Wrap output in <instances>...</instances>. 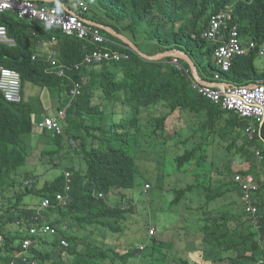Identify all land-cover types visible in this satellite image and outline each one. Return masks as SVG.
I'll return each instance as SVG.
<instances>
[{
  "label": "trees",
  "instance_id": "trees-1",
  "mask_svg": "<svg viewBox=\"0 0 264 264\" xmlns=\"http://www.w3.org/2000/svg\"><path fill=\"white\" fill-rule=\"evenodd\" d=\"M85 1L90 5L89 11L79 9L78 0L72 2L73 9L123 32L140 48L145 45L150 48V53L182 48L196 62L201 75L209 78L218 71L212 57L214 45L202 37V32L209 14L233 0ZM37 2L61 7L56 1ZM234 14L243 36L248 35L259 43L264 41V0H237ZM0 25H5L16 41L15 46L0 43V65L16 69L23 85L29 82L54 91L50 99L59 109L70 99L72 81L69 77L46 71L52 63L47 60L50 58L48 54L39 49V42L55 36L59 63L69 66L85 55L87 49L83 41L64 34L58 26L17 19L9 11L0 12ZM108 37L115 42L110 44L113 49L128 52L130 57L92 63L78 71H68L71 78L82 83L81 94L70 101L67 116L62 122L63 133L54 135L44 130L40 135L49 146L41 148L42 164L56 162L54 169L63 164V169L72 174L68 205H56L54 199L55 193L62 191L66 183L62 171L37 188L34 180L37 174L21 170L30 156L27 150L33 148L27 147L22 135L21 114L34 111L27 103L5 100L0 92V264H10L13 252L26 237V229L44 221L57 228L67 222L72 231L65 233L69 241L66 248L51 251L59 242L48 235L40 246L30 247V255L39 259L36 264H135L137 255L133 250L136 251V245L128 242L119 248L115 244L116 240L123 238L131 217L143 212L139 205L146 207L149 203L139 198L135 186L140 179L142 185L145 181L150 184V190L166 188L160 184V172L156 170L152 176L149 174L155 164H163L161 157L164 155L158 154V150L157 155L144 158L142 143L145 132H149V136L158 135V147L164 149V134L175 132L166 126L169 118L182 114L192 121L203 120L198 130L206 133L207 138H196L197 131L194 130L191 139L184 137L181 142L173 144L177 150L173 161L178 173L189 172L187 164L201 163V149L209 134L214 138L217 136V143L227 153L222 164L211 163L216 180H210L209 184H218L215 188L195 179L186 187L173 185L171 189L173 204H179L187 191L203 190L205 201L198 210L204 216L198 217V231L203 233L202 240L207 247L196 246V234L192 243L195 248L199 247L197 253L183 256L175 243L161 246V249L152 238L150 245L154 252L143 259L149 260L150 264H258L262 259L259 264H264V122L256 142L250 143L244 134L249 120L240 118L234 111L223 108L220 103L189 87L187 75L176 70L169 57L145 60L120 39L110 34ZM33 54L38 55L36 60H32ZM257 57V51L238 56L231 69L222 75L237 83L264 81V72H258L254 64ZM181 62L188 68L184 61ZM182 144L185 147L179 152ZM255 144L261 150L262 160L253 153ZM234 155L240 157L239 162L233 163L231 158ZM143 160L146 163L143 164ZM237 171H254L261 179L253 195L258 207L257 227L249 224L241 232H238V227L252 221L243 208L236 217V224L222 210H210V206L216 203H237L231 192L242 198L235 182L231 179L225 183L222 181ZM28 178L32 182L23 185L22 180ZM98 193L103 195L98 196ZM44 198L50 199L51 205L41 210L45 218L39 216L36 219V209ZM155 216L153 221L158 223ZM143 218L145 220L138 226L148 233L147 212ZM15 264L25 263L17 260ZM138 264H145L144 260Z\"/></svg>",
  "mask_w": 264,
  "mask_h": 264
},
{
  "label": "built area",
  "instance_id": "built-area-1",
  "mask_svg": "<svg viewBox=\"0 0 264 264\" xmlns=\"http://www.w3.org/2000/svg\"><path fill=\"white\" fill-rule=\"evenodd\" d=\"M83 9H86L84 2H81ZM10 10L17 14L18 19H32L44 22L49 26H58L62 32L67 35H74L79 39L90 43L92 48L83 56V58L69 66L58 64L55 60H49L52 65L46 71L55 73L58 76L69 77L72 81L70 89V99L66 105L58 110L54 116H46L39 122L38 126L42 129H47L52 134H60L62 132L61 120L66 116L67 107L70 101L81 94L82 83L80 80L71 78L68 71H78L92 63H102L105 61H119L123 58H128V54L119 50L111 49L108 46L109 39L100 31L99 28L91 26L76 14L66 10L65 7L45 6L36 4L33 0H0V11ZM232 15L229 8L227 11L219 12L213 15L209 20L207 28L203 32L204 38L215 42L213 50V60L216 67L220 71H228L234 59L238 55L245 54L248 50L256 47V41L250 40L244 42L238 32L237 25H230ZM55 38L51 37L47 40L50 46L55 42ZM0 43L7 46H15L16 41L8 34V30L4 25H0ZM264 54V50L260 51ZM37 56L32 55V60H36ZM173 64L178 70H184L189 81V87L197 90L198 93L212 100L215 103H220L227 110L234 111L240 118L248 119L249 123L244 129L250 143H255V138L259 134L264 122V81H258L255 87L246 84H237L231 80L225 79L220 72H215L212 80L217 82L215 86L201 85L193 79L189 70L184 69L177 59H173ZM22 89V78L20 73L13 68L0 65V92L7 101L20 102ZM256 145V144H255ZM254 155L258 160H262L261 150L254 146ZM71 173L65 171L66 184L63 193H57L56 199L59 204H67L69 191L71 189ZM232 180L240 188L243 194L245 210L248 213L255 214L257 207L253 200L254 192L260 186V177L254 171L246 173L234 172ZM146 187L148 185L146 184ZM49 206V199L44 198L40 208ZM63 229H67V224L62 225ZM39 231L51 234L57 233V229L47 223H43ZM35 232V228H31ZM153 230L151 229V233ZM65 243V241H62ZM31 243L29 238L23 241L22 247L26 249ZM142 248V247H141ZM24 251H19L16 256H21ZM13 264V263H11Z\"/></svg>",
  "mask_w": 264,
  "mask_h": 264
},
{
  "label": "rangeland",
  "instance_id": "rangeland-1",
  "mask_svg": "<svg viewBox=\"0 0 264 264\" xmlns=\"http://www.w3.org/2000/svg\"><path fill=\"white\" fill-rule=\"evenodd\" d=\"M140 35L141 33L139 32V36ZM141 47V49H144L145 45H142ZM52 55L57 59L58 52L55 46L53 47ZM254 64L258 72H264V56L257 57ZM43 90L44 93L42 96H40V99L43 103H49L48 98H50V94L52 95L54 91H51L50 89ZM21 94L24 97V90H21ZM38 119H41V116H38ZM202 122L203 120L199 119L192 121L188 116H184V114L180 115L179 117H176L174 115L173 118H169L166 126L172 132H175L173 134L168 133L167 135H165L164 138L166 142L164 145V149L158 147V135L149 136V132H145V139L142 143V149L145 151L144 158H148L152 155H157L156 152L158 150V154L164 155L163 157H161V159L163 160V164L161 166L155 164V167L149 170V174L150 176H152L156 170L160 172L162 176L160 184L164 185V187L166 188L159 190L157 187H155L154 189H149L150 191L148 193L143 192L144 194L142 193L140 195L138 194V189H134L140 199H144L149 203L146 207H143V204L139 205V208L144 209L143 212H140L141 214L138 216L136 214L131 217L129 224L123 233V238L115 241V244L119 248L124 247V245H128V242L137 245L136 251L133 250V252L137 255L136 260L139 262H143L144 260L145 264H150L149 260L143 259V257H149V255L154 252L152 251V246L149 244L152 241V238L155 239V242L157 244H160V246L162 247L167 246L169 243H175L177 245L176 247L179 248V251L181 252V254H183V256L194 255L195 253H197V248L207 247L206 244L204 245V241L202 240L201 234L203 233H201V231H198V217L199 215L204 216L203 213H201L197 209V206L204 204L203 202L205 201L204 192H202L203 190L201 191L200 189H196L193 191H187L179 204L172 203L174 196L171 192L173 185L186 187L187 185L194 182L195 179H198L199 182H205V185L207 186L211 185L212 188H215V186L218 185L209 184V181L215 178V173L211 170V163L215 162L222 164V162L224 161L223 159L226 158L227 153L222 145L217 143V136L214 138V135H208V139L201 149V163L197 164L196 162H193L191 164H187V168L190 170L189 172H183L181 174L178 173L173 161V158L175 157L177 151L174 147H172L175 142H181L184 137H189L191 139V134L194 130L197 131L196 138L200 136L202 138H207L206 133H201L198 130ZM174 125L176 126L174 127ZM177 126L179 127L177 128ZM37 132L38 129L34 127L31 131L22 133L24 138L29 140L33 144V148H29L27 150L30 156L28 157V161L26 162V164L21 167V170L37 174V179L34 178V180L36 182V187L41 188L46 180L54 178L58 173H60L64 166L63 164H60L58 168L54 169V163L56 162H51L46 165L42 164V158L40 157L41 149L36 148V141L33 140L34 136L37 135ZM41 134V132H38V136H40ZM170 136L173 137L171 138ZM193 139L195 141H199L198 139ZM184 147L185 145L182 144L178 151L181 152ZM51 148L53 149L54 146H51ZM231 160L233 161V163L239 161L238 155H234ZM243 160L241 159V161ZM142 163H146V160H143ZM145 167V170L148 171L147 166ZM228 180H230V178H226V181ZM140 181L141 180L139 179V183L137 186H142V183ZM24 182H28L29 185L32 182V179H23V185ZM231 195L232 197H237V193L235 192H231ZM210 210L212 212L221 210L226 211V204H213L212 206H210ZM227 210H229V207L227 208ZM146 212L149 216L148 233H146L142 229L140 230L138 226V223L145 220L143 217L144 213ZM154 215H156L155 219L156 221H158V223H154ZM136 216L138 218H136ZM150 227H153L155 229L152 235H150L149 233ZM185 229H190L191 231L188 232ZM192 230H195L196 232L192 233ZM183 233H186V235L183 236ZM196 234L198 236L196 246L199 247L195 248V245L192 243V241ZM144 242H147L146 248L140 254L137 247ZM186 251L188 253H186Z\"/></svg>",
  "mask_w": 264,
  "mask_h": 264
},
{
  "label": "clouds",
  "instance_id": "clouds-1",
  "mask_svg": "<svg viewBox=\"0 0 264 264\" xmlns=\"http://www.w3.org/2000/svg\"><path fill=\"white\" fill-rule=\"evenodd\" d=\"M36 4H39L38 2H37V0H33ZM43 1H46V0H43ZM53 1H56V2H58L59 4H60V6L61 7H65L66 8V10L67 11H69V9H71V10H73L74 12H72V11H69V12H71V13H74V14H76L79 18H81V17H85V18H88V19H90V20H93V19H91L89 16H83L82 14H80L79 12H77L76 11V9H73V8H75V6L72 4V2H74V1H76V0H69V2H62V1H58V0H52L51 2H53ZM237 0H233V2H231V3H227V4H225V6L224 7H222V8H220L219 10H217V11H215V12H211L210 14H209V17H208V21H207V24L205 25V27H204V29H203V32H204V30L207 28V25H208V23H209V20L211 19V17L213 16V15H216V14H218L219 12H223V11H227V7L229 8V10H230V13H231V15H232V19L230 20V25L232 26V25H237V28H238V32L240 33V35H241V38L244 40V42L246 43V42H249L250 40H254V39H252L250 36H248V35H246V36H243L242 34H241V31H240V24H239V22L237 21V18H236V15L234 14V5H235V2H236ZM46 2H49V1H46ZM81 2H84V4L86 5V9H83V7H82V5H81ZM39 5H45V6H50V5H46V4H39ZM57 7V6H56ZM78 7H79V9H82V11L84 12V11H89L90 10V5H89V3H87L85 0H78ZM6 11H9V12H12V11H10V10H3V11H0V12H6ZM12 13H14V12H12ZM15 15H16V18L18 19V17H17V14L16 13H14ZM81 16V17H80ZM82 19V18H81ZM26 20H32V19H26ZM38 21V20H37ZM85 21V20H84ZM93 21H96V20H93ZM86 22V21H85ZM97 22H99V21H97ZM86 23H88V24H90V22H86ZM100 23H103V22H100ZM91 26H94V27H97V28H99L100 29V31L102 32V33H104L106 36H107V38L109 39V41L110 42H108V46L111 48V49H113L111 46H110V44H112V43H115V42H113L109 37H108V32L106 31V30H104V29H102L101 27H99V26H96V25H92V24H90ZM5 26V25H4ZM110 26V25H109ZM6 27V26H5ZM51 27H54V26H51ZM112 27V26H111ZM117 31V30H116ZM203 32H202V34H203ZM123 33V32H122ZM9 34V33H8ZM65 34V33H64ZM124 34V33H123ZM111 35V34H110ZM126 35V34H125ZM72 36H74V35H72ZM113 36V35H112ZM51 37H54L55 38V36H51ZM50 37V38H51ZM115 37V36H114ZM202 37L204 38V36L202 35ZM50 38H48L47 40H50ZM78 38V37H77ZM117 38V37H116ZM56 39V38H55ZM119 39V38H118ZM131 39V38H130ZM206 41H208V42H211V44H213L214 45V47H215V42H212V41H209V40H207L206 38H204ZM47 40H45V41H40L39 42V44L40 43H42V42H44L43 44L45 45V44H47ZM80 40H82L83 41V43H84V47L87 49V51H86V53L92 48V45L90 44V43H88V42H86V41H84L83 39H80ZM132 40V39H131ZM133 41V40H132ZM254 41H256V47L255 48H252V49H250V50H248L245 54H242V55H246V54H248V53H250V52H253V51H257V54H258V57L259 56H264V54H262L260 51L261 50H264V41L263 42H260L259 43V41H257V40H254ZM134 42V41H133ZM125 44V43H124ZM137 44V43H136ZM48 45V49L50 50V51H48V56L50 57V58H48L47 60H48V62H50L49 60H55V61H57L58 62V64H60L59 63V60H58V58L56 59L53 55H52V50H53V47L55 46V48H56V45H57V40H55V42L53 43V45L52 46H50L49 44H47ZM129 47V46H128ZM139 47V46H138ZM130 48V47H129ZM140 48V47H139ZM176 48V47H175ZM131 49V48H130ZM141 49V48H140ZM152 49H153V46H152ZM169 49V48H168ZM178 49H182V48H178ZM114 50H117V49H114ZM132 50V49H131ZM141 50H143L144 52H146V53H148V54H156V53H158V52H156V53H150V48H144V49H141ZM167 50V49H166ZM183 50V49H182ZM214 50V49H213ZM120 51V50H119ZM185 51V50H184ZM159 52H162V51H159ZM187 52V51H186ZM85 53V54H86ZM188 53V52H187ZM127 54H128V58L130 57V54L127 52ZM37 57H38V55L37 54H35ZM242 55H238V56H242ZM237 56V57H238ZM141 57V56H140ZM212 57H213V54H212ZM236 57V58H237ZM83 58V57H82ZM165 58H167V57H165ZM170 58V60H169V62L174 66V64H173V59L174 58H176L177 59V61H178V63H180L181 65H182V67L184 68V69H187V70H189V72H190V74H191V70H190V68L188 67V68H186L185 66H184V64L181 62V60L182 59H180V58H177V57H174V56H171V57H169ZM192 58V57H191ZM235 58V59H236ZM123 59H127V58H123ZM144 59V58H143ZM162 59H164V58H162ZM234 59V60H235ZM146 60V59H145ZM161 60V59H160ZM120 61V60H119ZM153 61V60H152ZM156 61V60H155ZM183 61V60H182ZM214 61V60H213ZM215 64V63H214ZM233 64V63H232ZM91 65V64H90ZM3 66V65H2ZM216 66V65H215ZM6 67V66H5ZM232 67V66H231ZM174 68H175V66H174ZM176 70H178L177 68H175ZM218 69V68H217ZM231 69V68H230ZM229 69V70H230ZM198 70H199V67H198ZM228 70V71H229ZM178 71H181V72H183L184 73V70H178ZM217 72V71H216ZM218 72H220L221 73V75H222V73L223 72H227V71H220L219 69H218ZM199 73H200V71H199ZM215 73V72H214ZM213 73V74H214ZM213 74L209 77V78H207V77H205V76H203V75H201V73H200V75H201V77L202 78H204L205 80H207V81H210V82H213V83H215L214 85H211V86H215L216 85V83L217 82H215V81H213L212 80V76H213ZM191 76H192V74H191ZM223 76V75H222ZM224 77V76H223ZM225 78V77H224ZM194 79V78H193ZM226 79V78H225ZM195 80V79H194ZM228 80V79H227ZM259 81H262V80H259ZM251 83H254V82H250V83H240V84H246V85H250ZM256 84L258 83V81H256L255 82ZM200 84V83H199ZM73 85V84H72ZM201 85H205V84H201ZM251 86V85H250ZM252 87V86H251ZM82 88H83V85H82ZM71 89V88H70ZM21 90H24V85H23V83H22V89ZM70 92V91H69ZM3 95V94H2ZM4 97V96H3ZM21 97H22V99H21V101L20 102H23V96H22V94H21ZM5 99V98H4ZM6 100V99H5ZM11 102V101H10ZM16 103H19V102H16ZM24 103V102H23ZM66 103L67 102H64V103H62L61 104V107L59 108V109H61L62 107H64L65 105H66ZM69 107H70V105L67 107V112H68V109H69ZM59 109H57V112H58V110ZM162 109V107L161 108H159V109H157V110H161ZM57 112H56V114H57ZM144 113H146L145 111H143ZM55 114V115H56ZM52 116H54V115H52ZM66 116H67V113H66ZM66 116L61 120V127H62V132L60 133V134H62L63 133V126H62V122L65 120V118H66ZM46 116H44L40 121H42L44 118H45ZM39 124V123H38ZM38 124H37V126H38ZM38 128H39V132H43L44 130L45 131H47L48 132V130L47 129H42V128H40L39 126H38ZM260 131H261V129H260ZM48 133H50V132H48ZM261 133V132H260ZM52 134V133H51ZM60 134H54V135H60ZM164 135H167V134H164ZM258 147V146H257ZM259 148V147H258ZM238 158L240 159V157L238 156ZM62 172H63V174H64V176H65V171H68V170H64V169H62L61 170ZM68 172H70V171H68ZM71 173V172H70ZM72 175V174H71ZM232 176V175H231ZM70 178H71V176H70ZM228 178H230L231 180H232V177H228ZM65 180H66V177H65ZM213 180H216V179H214L213 178ZM224 183L225 182H228V181H226V178H224L223 180H222ZM233 181V180H232ZM66 184V183H65ZM146 184L148 185V187H146ZM212 184H214V183H212ZM24 185H28V182H24ZM70 185H71V181H70ZM238 186V185H237ZM141 187H143V188H141ZM150 184L148 183V182H145V184H143L142 186H135V188H137L138 189V194L140 195V194H142L143 192H145V193H148L149 192V189H150ZM64 188H65V186H64ZM239 188V187H238ZM239 190H240V188H239ZM63 191H64V189L62 190V191H58V192H56L55 193V201H56V205H63V206H66V205H68V203H69V200H70V194H71V189H70V191H69V198H68V202H67V204H59L58 203V201H57V199H56V194L57 193H63ZM241 191V190H240ZM94 194H96V193H94ZM144 194V193H143ZM98 196H102L103 194L102 193H98L97 194ZM234 199H235V201H237V203H233L232 205H226V211H223V213H226V215L228 216V217H232L233 219H234V224H236V222H237V220H236V217L238 216V214H239V212L241 211V209L243 208V210H244V213L246 214V215H248V216H251L252 217V221H250L249 223H245V226L244 227H241L240 228V226L238 227V232H241V231H244L247 227H249L248 225L249 224H252L253 226H255V227H257V221H256V219H257V212H258V207H257V205H256V207H257V212L255 213V214H251V213H248V212H246V210H245V204H244V200H243V194H242V198H239L238 197V195H237V197H233ZM48 199V198H47ZM43 201V200H42ZM42 201H41V203H42ZM41 203H40V205L37 207V209H36V212H37V216L35 217L36 219H38V217L40 216L41 218H45L42 214H41V210H43V209H46V208H49L50 207V205H51V202H50V199H49V206H47V207H44V208H40V206H41ZM235 207L236 209H237V213L236 214H232V215H229L228 214V210H227V207ZM242 206V207H241ZM200 206H197V209L199 208ZM204 209L205 210H209V208L207 207V206H204ZM43 223H47V224H49V225H51V226H53L52 224H50L49 222H47V221H44V222H42L40 225H36V226H31V227H28L27 229H26V237L21 241V243H20V246H19V248L18 249H16L14 252H13V255H12V259H11V262H10V264L11 263H13V264H15V262L17 261V260H21L23 263H27V264H36L37 263V261L39 260L37 257H34V256H31L30 255V251H29V249H30V247H38V246H40V243L42 242V240L43 239H45L46 238V236L48 235L49 237H53L52 239H54L55 240V238H57V241L59 242V243H57V245L56 246H54V247H52V249L51 250H53L54 252L59 248V247H64V248H66V247H68L69 246V241H68V239L66 238V236H65V233L66 232H70V231H72L71 229H70V227H69V225H68V223L67 222H63L58 228L56 227V226H53V227H55L56 229H57V233H55V234H51V233H47V232H42V231H39L38 229H39V227L43 224ZM64 223H66L67 224V229H63V227H62V225L64 224ZM31 228H35V232H32L31 231ZM151 229L153 230V232L151 233ZM154 231H155V229L153 228V227H150V230H149V233H150V235H152L153 233H154ZM55 237V238H54ZM27 238H29L30 240H31V243L28 245V247L26 248V249H24L23 247H22V244H23V241L25 240V239H27ZM0 240H1V235H0ZM56 241V242H57ZM62 241H65V243H63ZM146 244H147V242H144L143 244H141V245H139L138 247H137V249H138V251H139V253L141 254L144 250H145V248H146ZM150 244V243H149ZM137 246V245H136ZM142 247V248H141ZM161 247V246H160ZM19 251H24V252H22L21 253V256H16V253L17 252H19ZM137 259V258H136ZM135 259V264H138V263H140L139 261H137ZM259 263H262V259H260L259 260V262H258V264Z\"/></svg>",
  "mask_w": 264,
  "mask_h": 264
},
{
  "label": "crops",
  "instance_id": "crops-1",
  "mask_svg": "<svg viewBox=\"0 0 264 264\" xmlns=\"http://www.w3.org/2000/svg\"><path fill=\"white\" fill-rule=\"evenodd\" d=\"M43 43L44 42L39 44V49L41 50V52L45 51L46 53H48V51H50L48 49V45L47 44L44 45ZM43 93H44V90L39 85L32 84L29 82L24 84L23 102L29 104L32 110L34 111V113L24 111L21 114V119H22L21 124H22L23 132H29L34 127L37 128L39 132V128L37 124L40 122L41 119H38V116H41L42 118L43 116H52L56 114L57 112L56 102H52V100L48 98L49 103H43L42 100L40 99V96H42ZM53 94H55V92L52 93V95ZM38 132H37V135H35L33 139L34 141H36L35 146L36 148H39V149L45 148L46 145L48 146V144L45 139L38 136ZM25 142L28 143L27 147H33V144L29 140L25 139ZM238 160L240 159L238 158ZM236 213H237V209L234 206L229 207V210H228L229 215L236 214Z\"/></svg>",
  "mask_w": 264,
  "mask_h": 264
},
{
  "label": "water",
  "instance_id": "water-1",
  "mask_svg": "<svg viewBox=\"0 0 264 264\" xmlns=\"http://www.w3.org/2000/svg\"><path fill=\"white\" fill-rule=\"evenodd\" d=\"M46 1L51 2L52 0H46ZM69 11L74 12L71 9H69ZM81 18L83 20H85L86 22H90V24H92V25H96V26L101 27L102 29L106 30L109 34L119 38L123 43H125L127 46H129L136 54H138L139 56H141L142 58H144L146 60H160L162 58L171 57V56L180 58L188 65V67L191 70L192 77L198 83L210 85V86L215 84V83L207 81L201 77L199 70H198V65L196 64V62L191 58L189 53H187L186 51H184L182 49H178V48L173 47V48H169L167 50H164L162 52H158L156 54H148V53L144 52L143 50H141L138 47V45L135 42H133L127 35L123 34L122 32L116 31L113 27L106 25L104 23H100L97 21L90 20V19L85 18V17H81ZM250 85L252 87H255L257 84L254 82V83H251Z\"/></svg>",
  "mask_w": 264,
  "mask_h": 264
}]
</instances>
